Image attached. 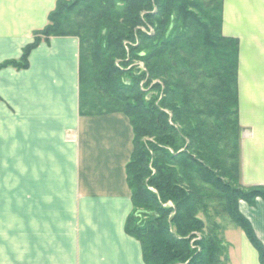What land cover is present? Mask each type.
Returning <instances> with one entry per match:
<instances>
[{
	"label": "trees",
	"instance_id": "1",
	"mask_svg": "<svg viewBox=\"0 0 264 264\" xmlns=\"http://www.w3.org/2000/svg\"><path fill=\"white\" fill-rule=\"evenodd\" d=\"M223 5L58 0L22 56L0 63V70L27 69L43 41L79 39L80 114L123 113L133 128L125 231L140 242L145 264H227L211 199L264 264V245L239 209L240 201L264 200V186L239 185V39L223 33ZM73 12L83 18L76 27L67 22Z\"/></svg>",
	"mask_w": 264,
	"mask_h": 264
},
{
	"label": "crops",
	"instance_id": "2",
	"mask_svg": "<svg viewBox=\"0 0 264 264\" xmlns=\"http://www.w3.org/2000/svg\"><path fill=\"white\" fill-rule=\"evenodd\" d=\"M57 2L0 0V63L22 56ZM223 33L239 38L241 184L264 186V0H224ZM79 61V39L54 36L27 69L0 70V264H145L125 231L133 128L123 113L80 114ZM239 209L264 245V200ZM228 220L227 264H261Z\"/></svg>",
	"mask_w": 264,
	"mask_h": 264
},
{
	"label": "rangeland",
	"instance_id": "3",
	"mask_svg": "<svg viewBox=\"0 0 264 264\" xmlns=\"http://www.w3.org/2000/svg\"><path fill=\"white\" fill-rule=\"evenodd\" d=\"M76 13L75 12H73L72 14H70V18L68 19V24H70L72 27H76V26H78V24H79V22H81V21H83V18L82 17H79L78 15H75ZM67 29V28H66ZM75 29V28H74ZM239 39V38H238ZM80 42V41H79ZM138 65H140V67H144V62L143 61H138V62H136ZM238 76H239V67H238ZM144 83H142V85H143ZM239 85V84H238ZM95 111L96 112H98V110L97 109H95ZM117 113V112H116ZM104 115V114H103ZM216 123V122H215ZM239 126H240V168H241V146H242V143H241V140H242V128H241V124H240V119H239ZM239 185L241 186V187H244L242 184H241V176H240V181H239ZM209 201H211V205H212V210L210 211L211 213H212V211H213V215H212V217L213 216H215L217 219L216 220H218V222L220 221V223L223 225V226H225V225H227L230 221L228 220V217L226 216V215H224L223 213H219V212H222V205L220 204V205H217L218 204V201H214V200H209ZM220 203V202H219ZM207 213H209V212H207ZM218 213V214H217ZM199 216H200V218H202V219H204L205 221H209V220H207V216L205 215V213L204 212H200V214H199ZM213 219H214V217H213ZM224 223V224H223ZM232 225V224H231Z\"/></svg>",
	"mask_w": 264,
	"mask_h": 264
}]
</instances>
